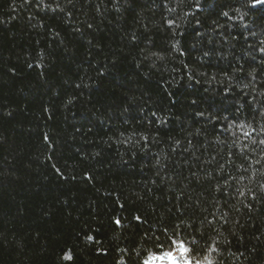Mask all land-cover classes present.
Instances as JSON below:
<instances>
[{
    "label": "trees",
    "instance_id": "16d2710c",
    "mask_svg": "<svg viewBox=\"0 0 264 264\" xmlns=\"http://www.w3.org/2000/svg\"><path fill=\"white\" fill-rule=\"evenodd\" d=\"M259 2L0 0V264H264Z\"/></svg>",
    "mask_w": 264,
    "mask_h": 264
},
{
    "label": "snow or ice",
    "instance_id": "6c2138e0",
    "mask_svg": "<svg viewBox=\"0 0 264 264\" xmlns=\"http://www.w3.org/2000/svg\"><path fill=\"white\" fill-rule=\"evenodd\" d=\"M259 7L261 10H264V0H260L259 4H253L250 5V7ZM225 15H227V13H225ZM242 19V17H241ZM169 23H173V21H169ZM261 51H264V49H261ZM261 143H264V141H261ZM244 193H240V195H243ZM137 219H139V217H137ZM120 221L117 220L116 223H119ZM88 239L92 240L94 239L93 237H88ZM191 251V249H189L186 245H184L183 243H181V252L184 254H187ZM69 259L71 257H68ZM165 259H168L172 262V264H180V261L178 260V258L172 253V252H166L164 253L162 256H158V255H151L149 257V259L145 262V264H157V261H163ZM184 264H192V261L190 259H185ZM197 264H199V261H197ZM209 264H211V261H209Z\"/></svg>",
    "mask_w": 264,
    "mask_h": 264
},
{
    "label": "rangeland",
    "instance_id": "374dc122",
    "mask_svg": "<svg viewBox=\"0 0 264 264\" xmlns=\"http://www.w3.org/2000/svg\"><path fill=\"white\" fill-rule=\"evenodd\" d=\"M172 253L178 258V260L180 261V264H184L185 259H190L189 257H187L186 254L181 252V245H179L176 248V250L173 251ZM163 254H155V255L162 256ZM157 264H172V262L168 259H165L163 261H157ZM192 264H197V263L192 261Z\"/></svg>",
    "mask_w": 264,
    "mask_h": 264
}]
</instances>
